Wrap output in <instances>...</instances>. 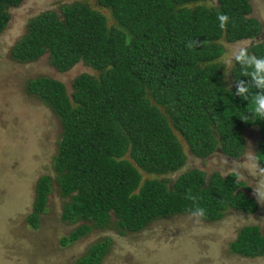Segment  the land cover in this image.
<instances>
[{
  "label": "trees",
  "instance_id": "obj_1",
  "mask_svg": "<svg viewBox=\"0 0 264 264\" xmlns=\"http://www.w3.org/2000/svg\"><path fill=\"white\" fill-rule=\"evenodd\" d=\"M22 1L0 0V32ZM209 1L98 0L110 12L109 24L105 14L75 0L28 20L11 49L14 59L34 61L47 53L58 71L83 62L96 72L76 76L70 92L48 76L28 81L29 93L60 121L53 169L62 195H69L63 219L104 227L113 218V226L123 232L198 208L207 221L219 220L227 208L258 209L234 171L208 175L194 167L178 172L186 162L184 145L196 157L214 150L238 157L245 146L243 131L252 126L261 137L256 160L264 167V119L246 118L251 97L236 94L237 82L250 79L252 69L233 60L228 85L219 62L222 39H253L237 53L264 56V39L254 40L262 26L250 15L249 0ZM49 183L47 174L37 180L29 216L34 225ZM89 228L82 223L62 241ZM107 242L91 245L76 264H99ZM229 249L242 256L264 255V223L243 225Z\"/></svg>",
  "mask_w": 264,
  "mask_h": 264
},
{
  "label": "rangeland",
  "instance_id": "obj_2",
  "mask_svg": "<svg viewBox=\"0 0 264 264\" xmlns=\"http://www.w3.org/2000/svg\"><path fill=\"white\" fill-rule=\"evenodd\" d=\"M75 0H23L10 10L11 17L0 32V264H76L96 242L108 239L99 264H264V255L242 256L230 251V242L246 224L264 223V201L257 199L254 189L264 185V167H239L243 157L256 154L260 143L257 127L243 131L245 146L238 157H229L218 150L194 156L184 145L186 162L178 172L199 168L208 175L214 171L222 175L236 172L245 183L247 195L258 203L252 213L227 208L219 220L207 221L195 213H174L152 220L145 227L123 232L113 226V218L106 226L62 218L69 195H62L53 169L54 156L61 136L58 116L38 97L29 93L30 79L48 76L64 83L71 91L72 80L87 72H96L78 62L66 71H58L45 53L34 61L22 62L12 57L11 49L25 32L30 18L45 9ZM106 15L110 12L98 0H80ZM216 0H210L213 3ZM250 15L261 23L264 39V0H249ZM253 39L227 42L222 39L224 52L219 57L224 79L232 82L230 69L236 53ZM178 172L173 173L175 176ZM50 177V191L44 210L34 225L29 216L33 210L37 180ZM143 178L147 174L143 172ZM82 223L90 228L72 241L62 238Z\"/></svg>",
  "mask_w": 264,
  "mask_h": 264
},
{
  "label": "clouds",
  "instance_id": "obj_3",
  "mask_svg": "<svg viewBox=\"0 0 264 264\" xmlns=\"http://www.w3.org/2000/svg\"><path fill=\"white\" fill-rule=\"evenodd\" d=\"M221 21L227 20L226 15L220 16ZM232 59L238 60L241 64L249 67L252 71L249 73L250 79L245 81H238L236 84V94L243 99L248 100L251 97L252 106L251 111L246 110V113L250 115H245L248 117H256V119H264V56H255L247 54L241 55L237 53ZM252 90H255L254 92ZM243 159L240 162L239 167L255 169L256 167V155L251 152L249 155H241ZM257 199L264 201V185L254 189ZM197 216H202L204 214L203 209H196Z\"/></svg>",
  "mask_w": 264,
  "mask_h": 264
},
{
  "label": "flooded vegetation",
  "instance_id": "obj_4",
  "mask_svg": "<svg viewBox=\"0 0 264 264\" xmlns=\"http://www.w3.org/2000/svg\"><path fill=\"white\" fill-rule=\"evenodd\" d=\"M261 33H262V32H260V34H261ZM260 34H259V35H260Z\"/></svg>",
  "mask_w": 264,
  "mask_h": 264
}]
</instances>
